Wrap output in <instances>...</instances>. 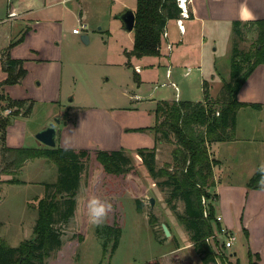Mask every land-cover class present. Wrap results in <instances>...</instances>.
I'll return each instance as SVG.
<instances>
[{"label":"rangeland","instance_id":"374dc122","mask_svg":"<svg viewBox=\"0 0 264 264\" xmlns=\"http://www.w3.org/2000/svg\"><path fill=\"white\" fill-rule=\"evenodd\" d=\"M5 1L0 0V8H4L1 17L6 15V5L1 4ZM136 1L129 0L135 6ZM85 3L89 9L87 29L74 35L72 27L77 21L70 14L61 28L55 25L54 29L45 33L53 46L51 54L58 56L61 51V62L57 61L53 77L55 87L62 89L61 96H57L54 102L43 98L35 101L32 112L24 116L27 118L25 126L21 128L22 137H16L13 141L22 143L24 147H36V134L49 121L61 118L62 124L69 115L74 116L78 118V127L68 132L69 143L88 149H122L130 157L136 174H127L125 180L114 181L101 165L92 168V162H84L75 194V214L67 222L55 223L61 234L62 246L52 252L47 264H147L154 260L161 264H204L203 255L195 249L189 232L179 219L180 214H185L184 201H168L171 187L163 184L166 177L151 176L138 151L157 146L155 162L158 169L172 160L175 145L158 140L160 135L151 129H136L147 128L154 123V109L160 100L203 101L204 82H207L211 103H214L224 81L230 79L235 41H238L239 51L255 52L258 44L257 28L251 23L239 21L238 29L242 33L237 36L234 25L211 23L206 32L209 35L211 27V45L201 51L195 39V35L200 34V24H192L185 43L176 49L177 52L169 61H166L162 52L159 56L164 60L151 57L149 61L154 66L137 70L124 65L126 60L134 63L136 58L125 54V50L133 47V34H128L121 20L116 18L123 9V2L85 0ZM188 22L191 23L190 20ZM2 27L5 29L9 25L4 23ZM83 35L89 36L87 43ZM162 49L168 50L163 39ZM134 70L136 76L140 72L143 79L147 80L141 87L137 82L134 83ZM203 73H206L204 78ZM211 73L214 77H211ZM1 90L5 92V88ZM252 119L250 117L246 121ZM116 123L125 129H119ZM256 138H264V128L257 132ZM57 143L59 146L58 140ZM243 146L247 152L248 149L255 151L239 161L242 173L238 175L231 173L228 167L222 168L217 175L218 182L230 183L233 179L246 180L250 177L247 172L255 165L254 159H261L260 148L264 145L256 142ZM16 176L25 183H5L10 177L3 175L4 182L0 184V241L5 240L12 247L33 236L37 219L35 198L45 195L46 184L57 181L59 169L44 158L31 159ZM210 191L218 196L215 186ZM230 192L224 190L222 196L229 198ZM61 196L64 198L65 194ZM93 196L107 200L112 205L103 224L115 223L123 228L120 242L114 250L110 243L104 250L96 233L97 226L88 221L86 204L87 199ZM151 198H154L153 205ZM137 200L141 202L140 211ZM210 203L215 206L216 200L206 201L207 209ZM255 219L256 227L262 229L264 214L262 218ZM163 224L169 228V236L165 234ZM233 227L237 235L233 247L225 249L218 239L217 242L212 239L207 241L216 254H222L228 260L223 262L215 258L208 264H227L228 261L232 264L249 263L248 238L243 232L240 233L237 225ZM232 252H236V255ZM253 260H256L254 256Z\"/></svg>","mask_w":264,"mask_h":264},{"label":"trees","instance_id":"16d2710c","mask_svg":"<svg viewBox=\"0 0 264 264\" xmlns=\"http://www.w3.org/2000/svg\"><path fill=\"white\" fill-rule=\"evenodd\" d=\"M181 9L177 0H137L136 22L133 30L134 45L127 51L128 57L159 56L161 39L170 19L179 18ZM257 28L258 44L255 52H241L238 41L233 46L230 79L224 81L220 94L211 103V95L207 82H204V100H160L154 110L155 122L149 128H138L144 131L151 129L159 134L158 140L173 143L171 162L157 169L156 147L138 149L142 163L153 177H166L163 184L171 187L169 202L182 199L185 203V214L179 219L189 232L195 249L203 255L204 264L215 258L226 262L227 257L216 254L206 238L221 228L217 220L216 208L206 201L217 200L218 196L210 191L215 186L214 168L219 161L210 153L213 142L235 139L238 110L248 105L238 99V93L251 73L260 64H264V19L251 22ZM234 32L238 36L240 22L233 23ZM240 57V58H239ZM24 60L7 57L3 62L5 79L0 81V88L15 85L27 75ZM248 65V67H247ZM6 103V104H5ZM260 107L258 104H251ZM32 103L26 99H13L0 91V184L3 175L10 178L5 183H25L16 176L31 159L44 158L53 162L59 169V177L55 183L46 184L47 192L37 197V219L34 226V239L22 241L12 247L5 240L0 241V264H47L55 250L62 246L60 231L55 227L57 221L67 222L76 211L75 194L79 185L84 162H92L91 167L101 165L106 174L114 181L125 180V175L136 174L131 159L124 150H104L88 148H54L40 145L37 147H12L7 144V132L17 116H28ZM6 110H10L5 114ZM158 143V142H157ZM261 176L258 170L247 183L248 189H262ZM53 191V192H52ZM52 192V193H51ZM62 194L65 197L62 198ZM205 201V202H204ZM138 209L141 202L137 200ZM34 207V206H32ZM242 232L249 238V232ZM96 233L106 251L108 244L114 250L120 242L123 228L115 223L103 224L96 228ZM249 249V263L258 264V257L253 260ZM147 264H161L160 261H149ZM232 264V263H231Z\"/></svg>","mask_w":264,"mask_h":264},{"label":"crops","instance_id":"0c3cea01","mask_svg":"<svg viewBox=\"0 0 264 264\" xmlns=\"http://www.w3.org/2000/svg\"><path fill=\"white\" fill-rule=\"evenodd\" d=\"M118 1L123 2V8L127 4L126 6L135 11L136 6L132 5L129 0ZM1 4L6 5V15L1 17L4 8H0V81L5 79L7 75L3 68V62L7 57L24 60L25 68L28 71L20 83L5 86V92L13 99L28 100L33 105L32 110L35 105L34 102L40 100L39 98L54 102L57 100V96H61L62 92L60 87H55V81H53L56 63L57 61L61 62V51L58 56L55 53L51 54L54 51L53 46L49 39H46L45 33L50 29H54L55 25L61 28V24L70 14L76 18L78 26L85 25L87 27L89 25L87 21L89 9L85 0H6ZM188 7L191 17L183 21L185 33L181 32L180 29L178 30V18L170 19L167 23L165 30L167 36L163 34L162 39L165 46L168 48V44H170L171 48H168L167 51L165 49L161 51L166 61H169L174 52H177L176 49L185 43L192 24H200V34L199 36L195 35V39L196 44L199 45L202 51L203 48L211 45V27L209 35H206L207 26H211V23L233 25L236 20L246 24L264 19V0H192L191 3L189 2ZM189 20L191 23L188 22ZM4 23H8L9 27L3 29L2 24ZM76 23H73L72 29L77 27ZM86 27L82 30H85ZM128 34H133V31L128 32ZM188 39H191V37ZM130 50H125V54ZM151 57L164 60L160 56H143L135 57L136 61L134 63L126 60L124 65L133 69L144 70L146 67L154 66L149 61ZM146 58L148 60H144ZM205 74L203 73V78ZM211 77H214L213 73H211ZM134 79L136 80H134V83L137 82L140 87L147 82L140 72L136 76L135 70ZM238 99L248 105L238 110L235 139L213 142L210 145L211 155L219 161L218 166L214 168L215 191L218 194L215 207L217 215L222 217L221 224L226 226L231 233L235 234L233 232L234 225H237L240 233H242L243 228L248 230L249 249H251L255 258L258 257L259 264H264V227L262 229L257 228L255 219L262 218L264 214V188L248 189L247 187V183L259 168L256 167L257 164H264V146L260 148L261 159L257 161L254 159L255 165L247 172V175L250 174L248 179H233L230 183L228 181L220 183L217 180V175L222 168L224 170L228 167L231 173L234 172L238 175L242 173L239 161L244 160L245 155L255 151V149H248L247 152V148L243 145L256 142L264 145V138L259 140L256 138L257 132L264 128V64L257 66L251 73L239 90ZM71 100L74 101L75 99ZM173 100L178 99L170 101ZM251 104H258L260 107H253ZM5 114H8V110ZM250 117L253 118L252 121L248 120L247 122V118ZM26 118L20 115L9 126L7 132L8 145L12 147L22 146V143L15 142L13 139L22 137L21 128L25 126ZM77 119V117L69 115L66 121H63L59 126V146L76 149L85 148L83 145L71 144L68 141V132L78 127ZM153 125L154 123L147 128ZM118 128L125 129L119 124ZM36 140V147L43 145L38 139ZM224 190L231 191L229 198L222 196ZM232 254L236 255V252H232Z\"/></svg>","mask_w":264,"mask_h":264},{"label":"water","instance_id":"95a60500","mask_svg":"<svg viewBox=\"0 0 264 264\" xmlns=\"http://www.w3.org/2000/svg\"><path fill=\"white\" fill-rule=\"evenodd\" d=\"M117 19L121 20L123 24V29L126 32H132L135 27L136 22V15L135 11L132 10L130 7L125 6L122 11L117 15ZM84 42L89 41L88 35L82 36ZM61 125V118H54L53 120L49 121L45 127H43L41 130H39L36 134V138L45 146L47 147H56L57 146V140L59 136V126ZM151 204H154V198L150 199ZM163 228L165 231V234L169 236L171 234L169 228L166 224H163ZM31 240L34 239V236L30 238Z\"/></svg>","mask_w":264,"mask_h":264},{"label":"built area","instance_id":"2783aa9c","mask_svg":"<svg viewBox=\"0 0 264 264\" xmlns=\"http://www.w3.org/2000/svg\"><path fill=\"white\" fill-rule=\"evenodd\" d=\"M189 2L191 3L192 0H177V4L181 9V14H180V17L178 18V26L181 32L185 31V26L183 23L184 19L190 18L189 7H188ZM84 27L86 26L80 25V26L74 27L72 31L73 33L79 34ZM164 36H167L166 31L164 33ZM168 48H171L170 44H168ZM168 74H170L169 69H168ZM8 112H10V110H8ZM217 220L221 222L222 217L217 215ZM210 239L214 240L215 242H217V239H218V241H220L221 245L225 249H229L233 247V245L235 244L236 235L231 233L230 230L226 226L222 225L221 228H219V230L215 231L214 234L207 237L206 241H210ZM227 264H231V263L228 261Z\"/></svg>","mask_w":264,"mask_h":264},{"label":"clouds","instance_id":"9594fccd","mask_svg":"<svg viewBox=\"0 0 264 264\" xmlns=\"http://www.w3.org/2000/svg\"><path fill=\"white\" fill-rule=\"evenodd\" d=\"M258 172L261 176L260 187L264 188V164L260 165ZM86 207L89 223L99 226L102 225L107 219L112 205L107 200L93 196L87 199Z\"/></svg>","mask_w":264,"mask_h":264}]
</instances>
